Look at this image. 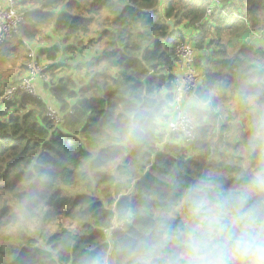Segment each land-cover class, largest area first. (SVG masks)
<instances>
[{
  "label": "trees",
  "instance_id": "trees-1",
  "mask_svg": "<svg viewBox=\"0 0 264 264\" xmlns=\"http://www.w3.org/2000/svg\"><path fill=\"white\" fill-rule=\"evenodd\" d=\"M211 1L20 0L0 44V69L13 57L19 71L0 98L29 75L27 42L58 37L94 58L57 79L55 49L35 96L0 100V264H264V49L245 42L264 35V0L207 14ZM187 41L203 73L188 144L160 128Z\"/></svg>",
  "mask_w": 264,
  "mask_h": 264
},
{
  "label": "built area",
  "instance_id": "built-area-1",
  "mask_svg": "<svg viewBox=\"0 0 264 264\" xmlns=\"http://www.w3.org/2000/svg\"><path fill=\"white\" fill-rule=\"evenodd\" d=\"M20 1L18 0H4L0 4V44L4 43L6 40L10 39L13 35L18 33V28L23 22L24 11L18 5ZM216 7L220 6L219 0H214ZM211 12V7H208L207 14ZM260 36V34L258 35ZM190 42L181 43L176 48L178 64L177 66H182L183 72L176 74L175 78V91L176 99L174 102V121H171L167 128V134H174L177 136V140L183 141L188 144L194 141L195 135V123L190 114L183 108L180 98L183 95H191L200 86V74L197 73L194 67L195 60V49ZM29 66V75L23 79L21 84L16 86H11L7 88L4 95L1 96L3 101H13L16 99L17 91H21L22 94L36 95L35 90V69ZM203 77V76H202ZM42 78H45L43 75ZM192 94V95H193ZM52 109L48 107L47 115L58 122L59 115ZM117 229H121L122 225H117Z\"/></svg>",
  "mask_w": 264,
  "mask_h": 264
},
{
  "label": "rangeland",
  "instance_id": "rangeland-1",
  "mask_svg": "<svg viewBox=\"0 0 264 264\" xmlns=\"http://www.w3.org/2000/svg\"><path fill=\"white\" fill-rule=\"evenodd\" d=\"M236 35V32H231L232 43L226 44V48L228 51H226L225 53L226 56L232 57L238 54V50L235 47L236 43H233L234 37H236ZM260 36V38L264 39V35L260 34ZM223 39V42H225L228 39V34H224ZM29 45L32 47V62L30 63V66L32 68L38 67L39 70L40 67L50 64V62H48L47 60V55L53 52L55 49L58 50L55 51L57 56V59L55 61L56 63H53L54 65L56 64V66H53L52 69V72L55 74V77L57 79H59L60 77L67 78L68 76L72 75L78 76L80 74H84L87 66H89L92 59L94 58V54L89 49H81L80 47H77L75 52H69L67 50V46H69V44H65L63 40L58 37H52L51 41H46L41 44L29 43ZM13 59L14 58L12 57L10 59V63H7L6 65H4L3 69H0V93L4 89L5 83L10 81L15 75L18 74L19 61L16 62ZM25 73L22 76H24ZM22 76L20 77V79L22 78ZM237 123L238 120L234 123L232 138H234V134H241L240 130H237ZM242 130H244V127H242Z\"/></svg>",
  "mask_w": 264,
  "mask_h": 264
},
{
  "label": "crops",
  "instance_id": "crops-1",
  "mask_svg": "<svg viewBox=\"0 0 264 264\" xmlns=\"http://www.w3.org/2000/svg\"><path fill=\"white\" fill-rule=\"evenodd\" d=\"M4 0H0V4L3 3ZM20 1V0H18ZM163 1V0H162ZM220 1V5L222 6V4L224 5L225 4V1H222V0H219ZM232 1V0H230ZM224 2V3H223ZM209 7H211V11L216 7V4L214 3V0L211 1ZM183 31L185 32V35L187 36L188 39L190 38H193L196 34H195V31L193 28H190V27H185V25L182 27ZM263 35V34H262ZM261 36H258L256 34H251V33H247L246 34V37H245V42L248 44V43H253V45L255 44H258L261 48L264 49V39L260 38ZM7 41V40H6ZM5 41V42H6ZM4 42V43H5ZM189 42V41H188ZM192 44V43H191ZM26 47H28L30 49V51H32V47L29 45V43L27 42L26 44ZM195 52V60H196V56L198 55V53L196 52V50L194 51ZM31 58H32V52H31ZM194 60V62H195ZM213 60H216L215 58H211L210 59V55H207L206 54V51L203 52V55L201 56V63L202 64H206L207 62L209 61H213ZM195 67V66H194ZM183 67L182 66H176V69H175V72L176 74H179V73H182L183 72ZM197 73L200 74V84H202V80H203V73L202 71H200V69H197L195 67ZM213 97V96H212ZM50 99V98H49ZM1 101H3L2 98H0ZM50 101V100H49ZM180 102L182 103V106L183 108L189 113L190 112V108H192L195 103L192 99V97L190 95H183L181 98H180ZM49 105V104H48ZM175 117V112H174V109L169 112V117L168 119L166 120H161L160 121V128L162 130H166L167 131V128H168V125L169 123L174 119ZM228 118V117H227ZM114 255V253H113ZM113 255L111 254L110 255V258L109 259H113ZM106 264H110V260L106 262Z\"/></svg>",
  "mask_w": 264,
  "mask_h": 264
},
{
  "label": "water",
  "instance_id": "water-1",
  "mask_svg": "<svg viewBox=\"0 0 264 264\" xmlns=\"http://www.w3.org/2000/svg\"><path fill=\"white\" fill-rule=\"evenodd\" d=\"M167 23L170 25V28L173 29V22L171 20H168ZM153 73H150L149 76H152ZM174 121V119L172 120Z\"/></svg>",
  "mask_w": 264,
  "mask_h": 264
}]
</instances>
